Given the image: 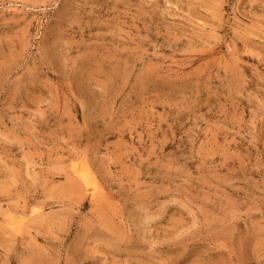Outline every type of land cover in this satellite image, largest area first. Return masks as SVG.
<instances>
[{"label": "rangeland", "instance_id": "1", "mask_svg": "<svg viewBox=\"0 0 264 264\" xmlns=\"http://www.w3.org/2000/svg\"><path fill=\"white\" fill-rule=\"evenodd\" d=\"M0 264H264V0H0Z\"/></svg>", "mask_w": 264, "mask_h": 264}, {"label": "bare ground", "instance_id": "2", "mask_svg": "<svg viewBox=\"0 0 264 264\" xmlns=\"http://www.w3.org/2000/svg\"><path fill=\"white\" fill-rule=\"evenodd\" d=\"M83 171H85V170H83ZM77 173V176L80 178V179H82V180H87V178H89V180H90V177H88L89 175V173L88 172H76ZM88 173V174H87ZM89 180L87 181V182H89ZM85 182V181H84ZM88 184V183H87Z\"/></svg>", "mask_w": 264, "mask_h": 264}]
</instances>
